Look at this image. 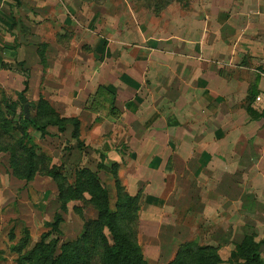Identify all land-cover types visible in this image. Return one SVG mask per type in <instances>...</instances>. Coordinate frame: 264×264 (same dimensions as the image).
<instances>
[{"label": "rangeland", "instance_id": "rangeland-1", "mask_svg": "<svg viewBox=\"0 0 264 264\" xmlns=\"http://www.w3.org/2000/svg\"><path fill=\"white\" fill-rule=\"evenodd\" d=\"M176 1L102 0L67 20L63 14L74 7L55 0H0V264H51L66 254L77 264H103L116 241L132 264H249L256 247L264 264V179L255 180L253 166L245 175L240 166L216 178L200 172L203 153L218 150L191 144L215 136L150 128L143 88L117 108L116 91L103 84L111 73L98 67L104 54L95 53L93 32L83 34L95 28L97 8L105 39L117 27L134 46L123 54L129 61L139 60L137 46L150 47L144 40L154 36L169 44L168 62L176 65L186 60L174 50L176 35L183 44L182 32L207 25L206 6ZM238 61L248 63L242 52L233 54L232 65ZM132 76L138 80V71ZM30 120L61 122L40 130ZM191 155L200 165L182 164Z\"/></svg>", "mask_w": 264, "mask_h": 264}, {"label": "crops", "instance_id": "crops-1", "mask_svg": "<svg viewBox=\"0 0 264 264\" xmlns=\"http://www.w3.org/2000/svg\"><path fill=\"white\" fill-rule=\"evenodd\" d=\"M180 1H176L177 5H181ZM188 1L191 5L207 7V25L200 30L182 32L183 44L176 35L174 50L186 59L176 65L168 62L172 52L165 46L169 44L160 46V38L154 36L144 40L150 47L137 46L138 52H142L139 60L129 61L123 54H128L134 46L123 40L117 27L110 34L111 39L107 36L105 39L98 23L100 18H96V8L90 20L96 26L86 28L83 34L92 36L93 32L95 53L104 54L105 60L98 67L101 69L104 65L111 73V79H106L103 84L111 86L112 92L116 91L115 104L117 108L121 104V109L137 99L143 88L144 100L150 108L147 120L152 118L148 126L154 127L155 131L159 129L162 135L171 133L172 129L179 134L190 131L209 135L211 132L215 139H198L196 144H191V148L204 150L207 142H211L216 145L215 151L220 150L213 154L203 153L206 160L201 163L200 172L216 178V173L230 174L231 167L236 172L240 166L241 174L245 175L253 166L255 180L264 179V0ZM55 4L74 7L66 9V14L62 12L63 19L69 20L83 12L81 7H101L102 0H55ZM101 13L99 10V15ZM54 16L57 19L58 13ZM195 36L204 40L199 43L183 39ZM241 52L246 55L247 65H241L239 61L232 65L233 54ZM117 66L120 74L113 79ZM134 71H138V80L132 76ZM128 90L132 97L127 100L124 97L122 101L119 93L122 96ZM173 92L177 94L171 98ZM199 101L207 103L203 109L199 107L194 112ZM173 121L175 124L171 125ZM209 123L215 124L212 130ZM189 161L200 165L198 158L192 155L182 160V164ZM219 166H223L222 169Z\"/></svg>", "mask_w": 264, "mask_h": 264}, {"label": "trees", "instance_id": "trees-1", "mask_svg": "<svg viewBox=\"0 0 264 264\" xmlns=\"http://www.w3.org/2000/svg\"><path fill=\"white\" fill-rule=\"evenodd\" d=\"M28 78L26 77L24 80V88L23 90L20 92L19 94V98L24 101L25 97H24V93L27 91L28 89ZM61 121H47L45 124H39L33 120H30V123H32V125L35 126V128L42 130L45 126L50 125V124H58ZM60 128L63 127V124H59ZM102 199H103V203H102V207L104 212L108 211V204H107V198H106V193L104 191H102ZM107 215V213H106ZM117 237V235H116ZM118 239V237H117ZM247 239V237H246ZM264 243V242H263ZM246 245V241L244 240L243 242H241V244H239V248H243ZM64 252H66V250H63ZM251 252L249 254H247L246 256V262L249 264H263L262 260H261V256H260V248L256 247L250 250ZM117 253V256H116ZM76 255V254H74ZM77 257L71 258V256H59V257H55L52 259L51 264H77ZM132 264L128 253L126 252V247L122 246L121 243L119 241H116V245H114L113 247H107L105 250V262H103V264Z\"/></svg>", "mask_w": 264, "mask_h": 264}, {"label": "water", "instance_id": "water-1", "mask_svg": "<svg viewBox=\"0 0 264 264\" xmlns=\"http://www.w3.org/2000/svg\"><path fill=\"white\" fill-rule=\"evenodd\" d=\"M26 106H27V105H24V111H25V112L27 111ZM261 248L264 250V246H262Z\"/></svg>", "mask_w": 264, "mask_h": 264}]
</instances>
